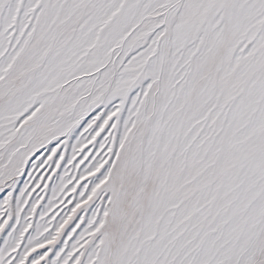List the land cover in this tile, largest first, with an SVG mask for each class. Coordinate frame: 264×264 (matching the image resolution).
Masks as SVG:
<instances>
[{
    "label": "snow or ice",
    "instance_id": "1",
    "mask_svg": "<svg viewBox=\"0 0 264 264\" xmlns=\"http://www.w3.org/2000/svg\"><path fill=\"white\" fill-rule=\"evenodd\" d=\"M0 264H264V0H0Z\"/></svg>",
    "mask_w": 264,
    "mask_h": 264
}]
</instances>
